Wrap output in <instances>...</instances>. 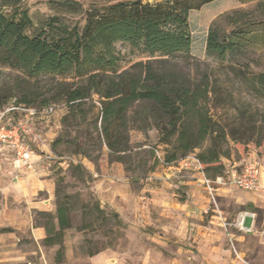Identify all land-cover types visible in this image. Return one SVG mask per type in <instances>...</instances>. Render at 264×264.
I'll list each match as a JSON object with an SVG mask.
<instances>
[{
	"label": "rangeland",
	"instance_id": "1",
	"mask_svg": "<svg viewBox=\"0 0 264 264\" xmlns=\"http://www.w3.org/2000/svg\"><path fill=\"white\" fill-rule=\"evenodd\" d=\"M50 1L24 0L23 7L33 23L28 29L30 34L44 28L55 15ZM79 1L91 7L117 0ZM261 1L264 0H216L200 10H192L189 22L194 59L151 58L129 43H116L122 70L151 59L157 70L172 72L193 88L203 90L208 86L213 90L206 107L219 128L227 133L225 138L217 139L222 153L229 155L222 157L226 165V159L241 158L251 151L264 164V97L252 83L255 75L264 73V25L254 28L251 46L224 61L206 54L207 33L214 22L229 32L233 25L225 14L234 10L247 11L246 19L264 18V10L258 6ZM76 20L84 24V17L70 14L65 15L64 23ZM15 77V71L1 69L0 90L13 84ZM51 107L54 109L50 112L49 107H37L29 123L31 134L27 141L41 155L40 173L24 176L0 157V264H248L236 241V235L246 234L239 228L238 219L252 206L259 208L264 196L227 186L218 187L212 197L202 183L201 174L176 173L164 167L158 156L166 157L173 148L160 142L158 128L136 129L138 122L133 119L144 112L142 105H136L129 113V126L134 128L128 131V150L121 154L112 153L97 139L101 129V98L94 96L76 115L69 114L62 102ZM11 116L16 122L28 118L20 110L12 111ZM216 136L217 133L207 137L193 153H206L215 144ZM223 171L215 174L214 170H207L205 174L214 180ZM107 177L115 190L122 192L120 199L126 212L124 216L119 214L124 221L122 226L114 221L102 223L90 209L96 198L107 210L112 209L109 206V201H114L112 191L99 198L94 190L96 181ZM189 180L204 186L207 196L204 205L193 194ZM127 191L134 196L131 206L125 198ZM66 196L73 207V227L64 232L63 262L58 263L59 245H47L44 238L48 235L47 228L56 227L57 204ZM164 202L173 205L171 210L165 209ZM182 203H188L182 214L184 220L180 219L181 208L176 210V205ZM85 204L89 209L84 211ZM148 206L152 209L149 213ZM257 215L261 223L264 211L260 209ZM199 230L212 234L211 239ZM251 244L257 245L255 240Z\"/></svg>",
	"mask_w": 264,
	"mask_h": 264
},
{
	"label": "trees",
	"instance_id": "2",
	"mask_svg": "<svg viewBox=\"0 0 264 264\" xmlns=\"http://www.w3.org/2000/svg\"><path fill=\"white\" fill-rule=\"evenodd\" d=\"M213 1L216 0H117L85 7L79 0H51L55 15L44 28L30 34L28 29L33 23L23 7L24 0H0V70L16 72L13 84L0 90V109H37L62 102L69 114L76 115L98 96L102 108L97 139L112 153L121 154L128 150V131L134 128L129 126V113L136 105H142L145 110L134 116L133 121L138 122L135 127L142 131L152 127L160 130V142L173 148L166 154L168 162L193 153L207 137L217 133L213 147L197 156L204 171L221 173L226 166L222 157L229 155L222 153L217 139L225 138L227 133L206 107L213 90L208 86L203 90L193 88L172 72L157 70L151 59L122 70L116 47L117 42H126L151 58L194 59L190 12ZM258 6L264 10V1ZM68 14L84 17V24L80 20L64 23ZM248 15L242 9L225 14L233 25L229 32L214 22L208 29L206 54L224 61L251 46L254 28L264 25V18L246 19ZM252 83L264 97V73L255 75ZM10 101H14L13 105L5 106ZM219 134L222 135L218 137ZM69 198L66 196L57 204V225L47 228L44 238L47 245H59L58 263L63 262L64 232L73 227ZM251 208L260 212L258 207ZM82 209L88 210L89 205ZM90 209L102 223L124 224L119 213L107 210L98 198Z\"/></svg>",
	"mask_w": 264,
	"mask_h": 264
},
{
	"label": "built area",
	"instance_id": "3",
	"mask_svg": "<svg viewBox=\"0 0 264 264\" xmlns=\"http://www.w3.org/2000/svg\"><path fill=\"white\" fill-rule=\"evenodd\" d=\"M20 110L27 113V119H20L18 122L13 120L11 111ZM53 107L48 108V112L53 111ZM37 110L31 107H8L0 109V144L9 147L14 153V163L17 168L27 166L33 168V151L27 142L28 135L31 134L30 120ZM13 120V122H12ZM159 162L176 173L182 171H194L201 174V180L210 196L214 197L218 187L234 186L243 191L253 192L264 195L263 178V159L251 151L239 159L229 162L223 174L210 179L206 176L203 164L195 153H190L185 157L168 162L165 157L158 156ZM218 184L219 186H213ZM248 217L252 218V224L247 225ZM257 213L244 211L238 219V226L246 233L256 230Z\"/></svg>",
	"mask_w": 264,
	"mask_h": 264
},
{
	"label": "crops",
	"instance_id": "4",
	"mask_svg": "<svg viewBox=\"0 0 264 264\" xmlns=\"http://www.w3.org/2000/svg\"><path fill=\"white\" fill-rule=\"evenodd\" d=\"M31 149L33 151V155H32L33 168H29L27 166H22L20 168H17L14 165V153H13L12 149H10L9 147L4 146L2 144H0V157H2V159L6 163H8L10 168H12L15 171H20V173L22 175H24V176L27 175L29 177L35 176L36 173H38V172L40 173V171H42L40 169L41 155L36 153L33 148H31ZM236 159H239V158H236ZM232 160H235V159H226L225 162L228 164ZM37 169H39V170L37 171ZM35 171H37V172H35ZM26 179H28V178H26ZM110 180L111 179H109L107 177L106 179L96 181V183L94 185V190H95V192L99 198L104 197L106 192L112 191L111 197L113 198L114 201H112V200L109 201V206L112 209H114L116 212H118L119 214L124 216V213H126L125 212V206H124L125 204L123 203V201H121L122 199H120L122 192L120 190H118V191L115 190V185L112 184ZM39 181H41V179ZM188 183L192 184V186H193L192 192H193V194L196 195V198L199 200L201 206L204 205L203 199L207 200V196L205 194L204 186H202V184L200 186L198 184V182L191 181V180H189ZM262 184L264 185V176L262 178ZM109 187L112 190H108ZM255 195L264 196L262 194H255ZM123 197H124V195H123ZM133 197L134 196H132L131 192L127 191L125 198H127L126 201L129 203L128 204L129 206H131V203L133 201ZM148 202H150V201L148 200ZM164 204H166L165 209L171 210V208L173 207V205H170L168 202H164ZM40 206H42V204H40ZM134 206H135L134 208L136 210L137 207H136V205H134ZM169 206H170V208H169ZM176 206H177L176 210H179V207L181 208L180 219L184 220V217L182 216V214H184L185 211L187 210L188 203L177 204ZM258 206L260 209H262L264 211V202L259 203ZM151 211H152L151 207L148 206V213ZM246 211L255 212L253 210H246ZM192 213H194V212H192ZM148 220L151 221V218H149V215H148ZM248 220H250L249 224L247 223ZM246 223H247V225H251L252 224V218L248 217L246 220ZM199 233L200 234L202 233L207 238L211 239L212 234L208 233L207 231L199 230ZM252 240L256 241V244H257L256 246H253L251 244ZM236 241L238 243V246L241 249L240 253L247 256V263L248 264H264V218L261 220V223H260L259 219H258V215H257L256 230L254 232H251V233L236 235Z\"/></svg>",
	"mask_w": 264,
	"mask_h": 264
},
{
	"label": "water",
	"instance_id": "5",
	"mask_svg": "<svg viewBox=\"0 0 264 264\" xmlns=\"http://www.w3.org/2000/svg\"><path fill=\"white\" fill-rule=\"evenodd\" d=\"M157 1H159V0H157Z\"/></svg>",
	"mask_w": 264,
	"mask_h": 264
}]
</instances>
